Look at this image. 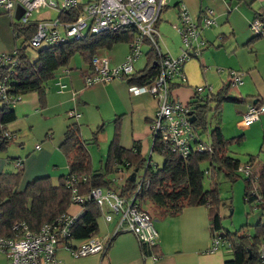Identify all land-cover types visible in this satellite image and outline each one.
Instances as JSON below:
<instances>
[{"label":"crops","instance_id":"0c3cea01","mask_svg":"<svg viewBox=\"0 0 264 264\" xmlns=\"http://www.w3.org/2000/svg\"><path fill=\"white\" fill-rule=\"evenodd\" d=\"M169 1L165 0V5L162 7L160 14L165 11L163 20L173 22L171 28L176 34V30L181 27L180 17L182 12L194 22L198 21L201 11L208 9L212 12L215 25L200 29L199 32L204 42L201 52L210 49L209 46H213L214 49L220 47L223 43L219 45L214 44L218 37L226 35V41L229 37L233 40L234 47L232 48L229 43L228 49L231 51L226 55L228 57L226 59L231 61L224 65V67L227 69L226 72H242V84L235 88L234 95H229L228 89L230 87H227L226 95L228 100L222 102L218 110L214 111L218 113V119L214 126L219 127L222 136L226 139L240 137L243 140L247 138L253 140L256 138L259 144L258 151L264 152V113L253 124L241 128L238 127L241 116L248 104L258 100L260 104L264 105V36L255 38L249 30L253 14L264 12V0H241L240 2L237 0H174L172 5L174 20L171 18V12L169 10L166 11ZM221 20L223 21L222 23H220ZM218 23L223 24V27L218 30L217 33L219 34L215 38L213 34L211 35L209 29L216 28ZM154 28L158 34V45L160 48L161 40L164 42V25L161 26L159 24V17ZM173 30L171 31L174 37H176ZM177 36L181 43L180 36L178 34ZM213 38H215L214 42H209ZM124 44L126 45L124 48L119 49L118 45L123 44L118 43L112 45L107 50H99L96 54L104 55L108 59V65L115 67L123 61L127 51H129V45ZM245 48L248 50L249 55L245 53V56L236 57L237 51H245ZM159 50L161 52V48ZM146 52L143 55V65L140 61L139 65L136 66L137 70L134 72H139L146 66ZM243 58L248 60V65L244 63ZM134 63L132 66H134ZM78 64L72 58L66 68V72L63 73L65 70H61L54 77V80L47 84L44 106H39L34 93H28L30 95L24 100L23 97L28 94L23 95L18 101V111L23 112L22 117L35 143L31 149H28L21 139L17 142L15 141L17 137L13 136L12 141L14 143L11 142L6 150L0 153V174L4 170L10 171L11 168L8 164H13L14 171L17 170V163L21 164V178L23 179V184L21 185L23 188L27 183L40 177H47L50 183L55 186L58 179L66 175V161L58 148L62 143L66 126L72 123L78 125L79 133L81 132V127L87 125H95L100 132L104 126L103 124L106 125L105 128L103 127L105 130L109 123L114 130L113 126L116 120L117 144L119 147L124 150H130L135 146L141 158L144 160L148 158V156H145L148 154L151 145L149 126L156 111V99L146 93L139 95L130 94L128 92L130 85L121 79H113L85 88L82 83V75L86 72L87 66L79 69V72L73 71L79 66ZM198 67L200 71L196 76H194L195 73L190 68L186 69V73H184V70V85L175 88L171 92V95L183 104L188 105L193 101L194 92L198 88L208 86L204 83L201 76L202 72H204V67L200 63ZM226 75V79L228 80V74L226 73ZM57 82L65 85L63 91H58ZM223 82L219 88L217 85L216 91L213 94L220 92L228 85V83L223 84ZM209 87L211 86L209 85ZM202 95H205V92ZM226 102L235 104L234 106H230L227 111L231 112L232 122H237L230 130L228 129V137L224 135L223 128L225 125L221 124V115L223 116L222 113L226 111L224 104ZM68 112H73L77 117L68 118ZM213 127L209 131L206 127L207 133L205 135L207 142L208 133ZM5 130L7 131L6 126ZM7 132L13 133L11 131ZM110 132L109 129V135L106 131L103 135L101 133L95 137L96 147L99 143L104 144L107 142ZM112 132L114 133V131ZM236 132L240 133L236 135ZM99 136L101 137L100 140L98 139ZM12 144L15 146H10ZM35 146L39 148L35 149ZM227 154L239 162V159L234 156L237 153L233 152L231 147L228 148ZM254 155L256 154H246L245 161L249 156ZM257 156L258 158L252 165L254 167L258 166L262 161V154L261 156ZM147 206L145 204L141 205V209L150 214ZM100 210L103 214L110 216L109 221H105L102 216L97 219L98 230L95 237L100 239L111 238L103 256L88 255L81 258H72L65 250L59 248L56 256L61 264H225L226 261L232 258V252H225L223 250L209 252L212 236L222 233L225 229L221 224L222 230L212 232L205 206L184 208L175 217H162L160 211L155 209L156 216L159 218L152 222V226L156 232V243L155 252L150 254L157 256L155 260L151 259L149 255L145 257L141 255L138 243L131 233L117 232L114 234L118 216L106 212V207L105 209L100 207ZM252 210L258 212L257 209L252 208ZM67 212L75 215L78 213V209L74 206H69ZM248 222L246 224H249ZM258 222L264 223V217L260 214L258 220L250 225L253 226ZM248 234H252V232ZM261 246L264 247V236ZM4 261V256L0 253V264H3Z\"/></svg>","mask_w":264,"mask_h":264},{"label":"trees","instance_id":"16d2710c","mask_svg":"<svg viewBox=\"0 0 264 264\" xmlns=\"http://www.w3.org/2000/svg\"><path fill=\"white\" fill-rule=\"evenodd\" d=\"M240 2L241 0H237ZM203 11L198 16V24ZM262 22L264 31V12L254 13L252 20ZM34 25L23 30V35L28 39L33 33ZM14 31V30H12ZM134 36L132 28L118 31H104L97 35H86L81 39H68L57 46H45L34 49L35 58L29 60L25 52L21 50L14 58L16 63L13 66H0V79L4 78L8 86L9 97L23 96L34 93L40 107L45 104V93L47 84L54 80V77L61 71L66 70L71 59L78 54L87 66L90 67L91 59L97 51L109 49L118 43H129ZM255 38L263 37L254 35ZM147 63L143 70L124 76L121 80L128 85L142 86L152 80L158 72V55L152 47L146 52ZM176 82L169 83L170 93L175 88L183 86ZM228 85L216 94L204 96L194 92L193 101L187 106L190 115L194 117L192 126L196 128L198 136L206 134V112L211 102H215V111L219 105L228 100L226 95ZM259 105L258 100L253 103ZM13 105L9 102H0V152H4L12 139L6 140L3 136L5 126L15 120ZM114 133L109 142L103 167L93 170L91 159L88 155V140H83L79 133L78 125L75 123L66 126L63 133L62 143L59 151L66 161V175H79L85 178V182L78 183L77 190L84 195L93 188L111 189L120 197H129L134 189V182L124 181L119 187H112L111 182L105 179V175L116 170H138L144 168L146 160L140 157L137 147L124 150L117 144V121H114ZM9 133V132H8ZM12 135V133H9ZM13 136V135H12ZM240 137L226 139L222 136L219 127L214 126L208 133L210 152L197 153L191 151L187 156L181 157L177 154L159 153L157 141L152 145L151 152H156L162 158L161 165H147L144 170V178L148 181L134 197L138 208L146 204L155 207L160 211L162 217H175L182 209L187 207L205 206L209 226L212 232H219L221 229V217L218 207L220 200L217 194V187L212 181L210 188L204 189L203 178L205 173L210 178L221 174L223 178L232 183L236 178L241 177L235 169L239 165L238 160L228 156V148ZM93 143L95 137L91 138ZM262 161L253 169V164L258 158L257 155L249 156L245 165L252 167L250 176L243 177L242 200L251 209H257L264 217V152ZM150 160V159H149ZM207 165L205 170L201 165ZM16 172H3L0 174V238H10L14 235L12 227L22 223L30 232H36L42 225L52 223L59 215L66 213L69 207V193L65 188L62 176L53 186L47 177H40L27 183L22 191L17 190L18 181L21 176V164L16 165ZM212 180V178H211ZM101 217L100 207L94 202H86L82 206V212L73 222L69 229L67 240L76 244L97 234V219ZM241 225L230 232L223 230L219 235L227 239L231 245L232 258L225 264H263L258 256L262 238L264 236V223L258 222L251 226L252 234H248ZM222 230V229H221ZM142 256L155 252V246L147 248L144 244H138Z\"/></svg>","mask_w":264,"mask_h":264},{"label":"built area","instance_id":"2783aa9c","mask_svg":"<svg viewBox=\"0 0 264 264\" xmlns=\"http://www.w3.org/2000/svg\"><path fill=\"white\" fill-rule=\"evenodd\" d=\"M165 0H94L88 3H80L79 0H0V11L3 14H11L13 17L16 6L22 10L16 21L21 25H27L31 15L40 8L47 7L57 10L54 20L41 19L34 22V30L28 39V46L37 49L45 46H57L68 39H81L86 35H97L104 31H118L132 28L134 36L129 43V54L123 61L109 68L108 59L104 55L95 54L89 69L82 75V83L85 88L97 83H104L113 79H121L134 73L132 64L140 55L141 45L152 47L158 55V72L156 76L142 86L128 87L132 95L146 93L156 99L157 108L154 118L149 126L151 145L157 141L159 153L177 154L181 157L187 156L191 151L197 153L210 152L209 142H203L197 134V130L189 122V107L176 100L169 91V83L176 82L184 84L183 64L188 59L198 58L201 48L204 46L200 37V29L214 26L212 12L205 9L201 20L192 21L182 12L180 17L181 27L176 31L183 43L181 55L172 58L162 54L158 45V34L154 25L159 17ZM58 27L63 28L62 35ZM253 35L264 36L262 22L255 19L249 25ZM14 52L11 56L0 55V66H13L16 63ZM65 73V71H64ZM242 84L241 76L236 72L228 73V86L238 87ZM58 91H63L65 85L56 83ZM8 86L5 79H0V102H9L11 105L17 103L21 96L9 97ZM198 95L211 93L209 86H202L196 91ZM264 113V105H247L241 116L238 127H245L256 122ZM68 118H76L73 112H68ZM6 140L13 136L5 132ZM35 146V149H38ZM150 165L149 158L144 166ZM140 181L135 184V189L129 197H120L109 189L100 187L93 188L84 195H80L77 184L85 182V178L79 175L65 176L64 185L69 193V206L78 209V213L71 215L68 212L59 215L52 223L42 225L36 232H30L22 223L12 227L14 235L10 238H0V253L4 256L3 264H61L56 256L57 250L62 248L72 258H81L88 255L103 256L109 246L111 238L100 239L90 237L78 244L67 240L69 229L73 222L82 212V206L86 202H94L99 207L103 204L106 212L118 216L114 234L117 232L131 233L138 244H144L147 248L155 246L156 232L152 226L149 212L138 208L134 197L148 181L144 178V170ZM124 169L119 170L122 172ZM235 172L241 177H248L252 172L249 165H238ZM207 174V173H205ZM135 181V177H134ZM105 221L110 216L103 214ZM209 252L223 250L231 252V245L222 236L214 235L210 240ZM151 259H157L156 255H149ZM261 261H264V247L258 251Z\"/></svg>","mask_w":264,"mask_h":264},{"label":"rangeland","instance_id":"374dc122","mask_svg":"<svg viewBox=\"0 0 264 264\" xmlns=\"http://www.w3.org/2000/svg\"><path fill=\"white\" fill-rule=\"evenodd\" d=\"M79 1L80 3H88L94 0H79ZM173 3H174V0L169 1L168 6H167L168 8L166 9V11L169 10L171 12V18H173L174 20V11L172 7ZM57 12H58L57 10L50 9L47 7L40 8L36 13L34 12L31 15L27 25H21L18 21L14 19L13 12L11 14H3V12L0 11V55L8 57V56H11L14 52L18 53L21 50H23V52H25V54L27 55L28 59L33 60L35 58V52L32 48L28 46L29 38L28 39L25 38V35H23V30H25L26 27L33 25L34 22L37 20H41V19L54 20L57 17ZM164 13L165 11L161 12V14L159 15V24L161 26L164 25V42L162 40L160 42L161 53H167V55L176 59L180 57L181 50L183 49L182 39L180 43V39L177 36L178 33L176 34V32L171 28L172 27L171 25L173 24V22L169 20H166V21L163 20ZM222 22L223 21L221 20L220 23ZM222 27H223V24L218 23L216 28L209 29L211 32V35L213 34V37L216 38L217 35L219 34L217 33L218 30H220V28ZM171 30H173V32L176 34L175 35L176 37H174V34L172 33ZM58 32L60 35H62L64 33L63 28L58 27ZM215 38H213L212 40H209V42H214ZM226 39H227L226 35L224 37H218V39H216V42H214V44L219 45L220 43H223L222 45H220V47L214 49L213 46L212 47L209 46L210 49H207L205 51L203 50L198 58L188 59L183 64V71L185 70L184 73H186L187 68H190L191 71L195 73L194 76L199 74V71H200V68L198 67L199 63L204 67V70H203L204 72H202L201 76L204 80V83L207 84L208 86L209 85L211 86L210 88H211L212 94L216 91L217 85L219 88L220 84L223 81H224L223 84L228 83V80L226 79L227 77L226 73L228 74L230 71L226 72L227 69H225L224 65H226L227 63H229V61H231V60L226 59L228 58L226 55H228L231 51L228 49L229 43L231 44V47L233 48L234 42L231 39V37H229L227 41ZM122 44L123 45H118L119 49L124 48V46H126L124 43ZM203 47L201 49H203ZM147 49H148V46L141 45L140 55L137 58L138 60L134 63L133 71L137 70L136 66L139 65L140 61L142 62V65H143L144 63L143 55L147 51ZM129 52L130 51H127L126 55H128ZM245 53L249 55L248 50H246V48H245V51L238 50L236 53V57H239V56L241 57L242 55L245 56ZM73 58L75 61L79 63L78 64L79 66H77L73 71L79 72V69H82V67L86 66L78 54H76ZM243 61L246 65H248L247 59L243 58ZM109 68H113V67L109 66ZM236 73L239 76L243 75L242 72H236ZM235 88L236 87H230L228 89L229 95H234L235 90H236ZM30 94L23 97V100L28 98ZM224 104L226 106L225 107L226 111L222 113L223 116L221 115V124L225 125L223 128L224 135L228 137L229 135L228 129L230 130L232 126H235L237 122L236 123L232 122L231 112L227 110L230 108V106H234L235 104L231 102H226ZM215 106H216V103L211 102L206 112V120H208L207 122L208 124H206V127L208 128V131L211 127L214 126V124L216 123L218 119V113L214 112ZM18 107H19L18 102L13 104L12 109L14 110L16 114L15 115L16 120L14 122L8 123L6 125V129L7 131L13 132L12 135L17 137L15 141L19 142V139H21L25 147L28 149H31L35 143L34 142L35 140L32 137L31 132L26 127V122L24 121V118L22 117L23 112H19ZM103 125H104L103 127L105 128L106 125L105 124ZM103 127L100 132L96 128L95 125L83 126L80 129L81 131L80 135L82 139H86L90 142L86 148L88 151V155H90V158H91L90 165L93 170L100 169L103 167V162L106 156L107 146H108V143L113 133L112 125L110 123L107 126V129L104 130ZM109 129L111 132H110V136L107 138V142H105L104 144L99 143L101 147L99 145L96 147L95 143L91 141V138L96 137L97 135H100L101 133H102L101 135H103V133L106 131L109 135ZM239 133L240 132H236V135ZM26 134L28 135L25 136ZM98 139L100 140L101 137L99 136ZM200 139L203 142H207L205 134H200ZM257 141L258 140L256 138L253 140H250L248 138L246 140L240 139L237 142H234L233 144L229 146V148L230 147L232 148L233 152L235 151L237 153V155L234 154V156L237 159H239V165H244L246 154L253 153V154L261 156V154H259V151H258L259 144ZM11 142L14 143V141H11ZM36 144L38 143L36 142ZM10 146H15V145L12 144ZM147 156L148 158L150 157L149 158L150 165L152 166L161 165L162 158L156 152L149 151L145 157ZM8 166L11 168L10 171L4 170V172L5 171L12 172V173L16 172L13 170L14 169L13 164H8ZM205 168H207V165L202 164L201 169L205 170ZM254 168L255 167L253 166V169ZM142 169L143 168H140L136 171L134 184H137L140 181V177L142 176ZM131 172H132L131 170H123L122 172H120L119 170L111 171L105 175V179L112 183L111 184L112 187L119 188L124 183V181H126L127 176ZM207 174L206 176L204 175V178H203V187L204 189L210 188L209 183H211L212 181H214L217 187V194L220 200V206L218 207V210H219V215L221 216V224L223 228L227 231L232 232L241 225H247L246 226L247 228L245 229L248 230V233H251L252 225L250 224L255 223L258 220L259 213L256 211H253L251 207L248 204L244 203L242 200V188H243L242 179L243 177H238L236 178L234 182L229 183L223 178L221 174L216 175V177L212 176L211 177L212 180L209 176H207ZM21 184H23V179L20 176V179L18 181V186H17L18 191H22L23 189V186ZM147 207L150 210L151 222H154L157 218H159L156 216V213H155L156 208L150 205ZM102 208L105 209L104 204ZM246 218H248V220H246ZM246 222H248L249 224H246Z\"/></svg>","mask_w":264,"mask_h":264},{"label":"water","instance_id":"95a60500","mask_svg":"<svg viewBox=\"0 0 264 264\" xmlns=\"http://www.w3.org/2000/svg\"><path fill=\"white\" fill-rule=\"evenodd\" d=\"M22 13V10L20 9L19 6H16L15 8V13H14V19L17 20L18 17L21 15ZM194 120V117L193 116H189V122H193ZM135 173H136V170H133L126 178V181L128 182H134V177H135Z\"/></svg>","mask_w":264,"mask_h":264}]
</instances>
